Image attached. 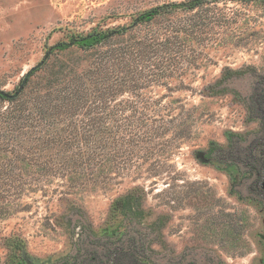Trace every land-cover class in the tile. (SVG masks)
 Masks as SVG:
<instances>
[{"label":"rangeland","instance_id":"obj_1","mask_svg":"<svg viewBox=\"0 0 264 264\" xmlns=\"http://www.w3.org/2000/svg\"><path fill=\"white\" fill-rule=\"evenodd\" d=\"M183 1L0 0L1 90L51 99L104 76L101 86L111 92L114 80L116 90L115 121L110 110L101 120L103 128L114 124L113 153L101 147L80 157L84 145L73 137L89 134L93 121L83 107L65 121L64 148L56 142L62 122L49 129L50 119L46 126L35 120L19 138L0 133L11 140L0 164L20 173L9 192L0 188L8 198L0 201V264H82L129 236L143 239L148 264H264V203L255 200L251 168L217 159L261 133L250 104L264 90V3L204 0L194 11L135 23L152 8ZM118 29L125 32L90 48L51 49ZM164 34L167 48L143 49L146 38ZM113 50L124 57L114 69ZM123 77L126 92L118 86ZM9 104L0 99V111ZM35 138L45 143L34 147ZM104 161H113L105 180L97 177ZM70 167L84 174L68 175Z\"/></svg>","mask_w":264,"mask_h":264},{"label":"trees","instance_id":"obj_2","mask_svg":"<svg viewBox=\"0 0 264 264\" xmlns=\"http://www.w3.org/2000/svg\"><path fill=\"white\" fill-rule=\"evenodd\" d=\"M259 1L264 3V0ZM203 2L204 0H186L183 2H174L168 5L158 6L140 14L136 18L135 23L150 22L157 16L162 14V12L164 11H170L179 8L188 11H194L198 9L203 4ZM123 29L113 30L109 32H91L87 35L72 38L69 41L58 42L54 46H52L51 49L52 51L53 49L66 50L74 45L82 48H90L100 42H103L111 35L124 33L125 31ZM169 44H171V38L164 34V36H161L160 38H146L143 49H145V51H148L156 48L157 45L166 46L167 48ZM127 47L128 46H126V48ZM123 49H125V47ZM122 54H126V52H122ZM117 57L118 55L116 56L115 50H113V69L120 67L118 66V64L123 62V56L120 59ZM122 68L125 70V72H128L126 66ZM92 81L93 84L89 89L86 86H78V90H73V86L72 91H74L75 93H72L71 91L69 95L67 94L66 96H62L60 95L62 93L61 90H58L59 92L56 97L42 100H38L35 98L21 100V93L12 95L0 89V99L6 100L10 103L9 106H7L3 111H0V123L4 125L3 129L0 127V133L4 132L3 134L10 137L9 139L19 138L21 137V135H24L28 129L35 126V120L40 123L44 119V126H46L47 124V119L52 120V123L47 124V127L49 129L52 127L54 130L56 129L55 127H57V124L59 122H62L61 129L63 133L64 128L68 126V124H66L65 122L66 119H68V117L77 115L79 112V108L83 107L85 109L84 113L88 114L93 121L92 123L90 121L91 128L86 130L89 132V134L83 135L79 133L74 135L73 137L76 139H80L81 143L84 145L82 146L81 150H79L80 157L84 158V156L87 155V158H92L93 156H95L94 153L101 147L107 149L108 153H113L114 137L113 130L111 129H114V124L111 125L109 129L107 127L103 128L104 123L101 120L105 118L104 115L110 110L111 112H113V121H115V111L113 108L116 90L114 80L111 86V92L110 90L107 91L101 86V83L105 82V76L102 79H95ZM127 81L128 78L123 77L122 81L119 82L118 86L119 88H121V90L119 89L120 91H127L124 90L125 87H127ZM50 94L51 93L47 95ZM71 94L73 95V98L71 97ZM20 100L21 102H19ZM109 100L111 101L110 105L113 102V107H109L106 105V102H108ZM88 101H95L96 103H101V105L98 104L95 107L88 106ZM250 111L253 114H256V116L259 117L262 121V129L259 139H256L255 144L249 145L247 147H241L237 144V146L233 145V147L231 146L227 150H221L219 155L220 157H217V159L221 160L228 158L233 163L250 167V172L254 175L253 183L256 184L255 191L258 195L255 200L264 203V90L259 93L256 92L252 97ZM56 133L58 134L59 132ZM64 133L63 136H59L58 139L56 138V142H58V144H60L63 148L69 144V139L64 137ZM23 137L24 136H22V138ZM35 140L37 141V143L34 145V147H39L40 144L42 145L45 143V139L44 141H42L40 138H35ZM10 142L11 140H8L6 142L0 140V155L3 154L2 157H4L5 152H11L8 151ZM89 142L92 143L94 149L90 150L87 147ZM43 150L46 151L48 149H45L44 147ZM227 154L228 156H230L227 157ZM109 162L111 163L110 166H106V164H108ZM28 165H30V162ZM73 165H75V167H73V169H75L76 164L73 163ZM8 166L10 167L8 168ZM41 166H44L45 169H52V167L48 166L46 163H44L43 165L41 164ZM81 166L82 164H79L78 167ZM0 167L4 169L3 173L5 175L4 178H0V180H2L0 181V188L3 186V191L9 192V189L14 186L15 179L16 177H19L20 173L17 172L16 174L11 175L13 174L12 167L10 164H6V162H4L2 165L0 164ZM103 168H108V171H112L113 161H104L101 167L97 169L99 171L97 177H103V179L105 180V177L106 179L108 178V174L107 176L105 175L106 172L103 171ZM71 169L72 167L68 169V175L73 173V175L75 174L76 176H81L84 174V171L81 169ZM94 173L93 176H95ZM131 197L133 196L127 195L123 199H121V202L122 200L126 201L129 198L131 199ZM5 200H8V198L0 192V201H3L5 203ZM121 202H116L114 208H118ZM120 207H123V205H121ZM122 239L123 237L117 240V244L113 247V250H111V248L103 247L102 251H100L99 257L92 256L91 258H88L87 261L85 260L82 264H148V257L146 255H143V248L145 243L142 242L143 239L141 237L137 239L136 236L132 238L129 236L126 239Z\"/></svg>","mask_w":264,"mask_h":264},{"label":"water","instance_id":"obj_3","mask_svg":"<svg viewBox=\"0 0 264 264\" xmlns=\"http://www.w3.org/2000/svg\"><path fill=\"white\" fill-rule=\"evenodd\" d=\"M36 68H37V66H34L33 68H31V70L29 72H27V74L25 75L24 80H23V82H22V84H21V86L19 88V91H21L24 88V86H25V84H26V82L28 80V77L30 75V72L33 71Z\"/></svg>","mask_w":264,"mask_h":264}]
</instances>
